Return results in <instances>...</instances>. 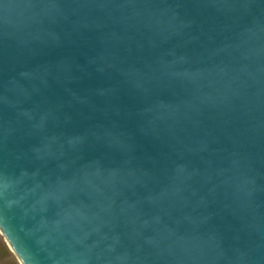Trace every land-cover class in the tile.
<instances>
[{"label":"water","instance_id":"water-1","mask_svg":"<svg viewBox=\"0 0 264 264\" xmlns=\"http://www.w3.org/2000/svg\"><path fill=\"white\" fill-rule=\"evenodd\" d=\"M0 229L23 264H264V0H0Z\"/></svg>","mask_w":264,"mask_h":264},{"label":"rangeland","instance_id":"rangeland-1","mask_svg":"<svg viewBox=\"0 0 264 264\" xmlns=\"http://www.w3.org/2000/svg\"><path fill=\"white\" fill-rule=\"evenodd\" d=\"M0 264H20L16 253L11 249L5 235L0 230Z\"/></svg>","mask_w":264,"mask_h":264},{"label":"bare ground","instance_id":"bare-ground-1","mask_svg":"<svg viewBox=\"0 0 264 264\" xmlns=\"http://www.w3.org/2000/svg\"><path fill=\"white\" fill-rule=\"evenodd\" d=\"M1 230V229H0ZM1 232L3 233V231L1 230ZM4 234V233H3ZM5 235V234H4ZM7 240V239H6ZM8 242V241H7ZM8 244H9V242H8ZM10 245V244H9ZM11 247V246H10ZM12 249V248H11ZM20 260V259H19Z\"/></svg>","mask_w":264,"mask_h":264},{"label":"clouds","instance_id":"clouds-1","mask_svg":"<svg viewBox=\"0 0 264 264\" xmlns=\"http://www.w3.org/2000/svg\"><path fill=\"white\" fill-rule=\"evenodd\" d=\"M20 264H23V261H20Z\"/></svg>","mask_w":264,"mask_h":264}]
</instances>
